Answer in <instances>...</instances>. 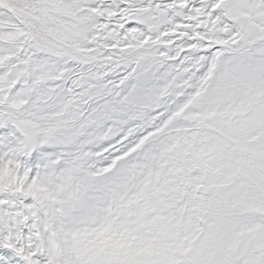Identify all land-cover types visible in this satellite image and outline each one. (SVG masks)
<instances>
[{
    "label": "snow or ice",
    "instance_id": "1",
    "mask_svg": "<svg viewBox=\"0 0 264 264\" xmlns=\"http://www.w3.org/2000/svg\"><path fill=\"white\" fill-rule=\"evenodd\" d=\"M0 264H264V0H0Z\"/></svg>",
    "mask_w": 264,
    "mask_h": 264
}]
</instances>
